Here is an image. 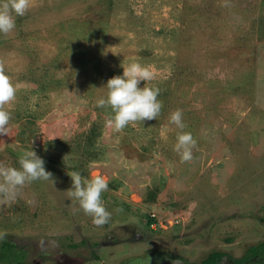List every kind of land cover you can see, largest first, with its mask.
I'll return each mask as SVG.
<instances>
[{
    "label": "rangeland",
    "instance_id": "374dc122",
    "mask_svg": "<svg viewBox=\"0 0 264 264\" xmlns=\"http://www.w3.org/2000/svg\"><path fill=\"white\" fill-rule=\"evenodd\" d=\"M15 18L0 33L17 87L0 163L33 146L53 177L0 194V243L23 254L0 264H191L264 242V0H30ZM137 61L161 113L117 131L95 100ZM71 171L108 180L106 223L70 200Z\"/></svg>",
    "mask_w": 264,
    "mask_h": 264
},
{
    "label": "clouds",
    "instance_id": "9594fccd",
    "mask_svg": "<svg viewBox=\"0 0 264 264\" xmlns=\"http://www.w3.org/2000/svg\"><path fill=\"white\" fill-rule=\"evenodd\" d=\"M30 7V0H4L0 4V33H10L16 27V16H22ZM15 14V15H14ZM115 53V52H114ZM123 65V64H122ZM122 74L110 77L104 84L107 93L95 100L98 107H110L111 113L107 125L119 131L130 122L158 118L162 109V100L158 98V87L141 86V81L154 78L151 69L140 62L124 66ZM17 87L9 75L6 65L0 62V134L8 132L12 118L6 105L14 99ZM169 119L180 129L176 134L174 150L182 161L193 158V148L197 140L191 131H186V123L181 109L170 113ZM19 166L0 163V194L8 199H15L18 190L28 181L49 180L53 177L45 167L44 158L35 148L25 149L18 157ZM72 181L68 188V197L75 199L85 213L93 217L97 225L104 224L111 216L107 209L103 192L109 187L108 180L100 174L83 175L79 171L69 172ZM2 235V234H0Z\"/></svg>",
    "mask_w": 264,
    "mask_h": 264
},
{
    "label": "trees",
    "instance_id": "16d2710c",
    "mask_svg": "<svg viewBox=\"0 0 264 264\" xmlns=\"http://www.w3.org/2000/svg\"><path fill=\"white\" fill-rule=\"evenodd\" d=\"M0 259L4 260H9L11 257L15 256V260L20 261L23 257V254L18 251L17 245L13 242L10 241H4L3 245L0 243ZM224 252L221 251H214L208 254V256L203 259L199 263H191V264H213L214 262L218 261ZM250 257L258 255V254H263L264 255V242L259 243L258 245L255 246H250L249 249L247 250V253ZM245 259V256L242 258L236 259L237 262L241 263L242 260Z\"/></svg>",
    "mask_w": 264,
    "mask_h": 264
},
{
    "label": "flooded vegetation",
    "instance_id": "af4514ba",
    "mask_svg": "<svg viewBox=\"0 0 264 264\" xmlns=\"http://www.w3.org/2000/svg\"><path fill=\"white\" fill-rule=\"evenodd\" d=\"M246 253L247 251L242 254L243 257L245 256V259L242 260L241 263L237 262L236 259H234L232 256L225 257L226 255L222 254V257L213 264H264L263 254H258L250 257ZM242 256H240L239 258H242Z\"/></svg>",
    "mask_w": 264,
    "mask_h": 264
}]
</instances>
